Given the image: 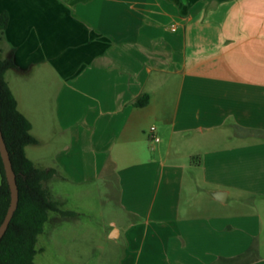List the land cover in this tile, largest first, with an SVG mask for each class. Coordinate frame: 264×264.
<instances>
[{
  "label": "crops",
  "instance_id": "1",
  "mask_svg": "<svg viewBox=\"0 0 264 264\" xmlns=\"http://www.w3.org/2000/svg\"><path fill=\"white\" fill-rule=\"evenodd\" d=\"M2 13L25 154L53 172L46 248H90L77 264H264V0H0Z\"/></svg>",
  "mask_w": 264,
  "mask_h": 264
},
{
  "label": "trees",
  "instance_id": "2",
  "mask_svg": "<svg viewBox=\"0 0 264 264\" xmlns=\"http://www.w3.org/2000/svg\"><path fill=\"white\" fill-rule=\"evenodd\" d=\"M6 14H0V37L7 27ZM14 68L12 55L0 57V130L9 154L18 189V204L6 232L0 240V264H34L38 236L43 231L49 211L55 210L45 188L52 171H41L26 157L25 147L35 141L30 124L17 110L16 101L4 79ZM149 100L144 94L134 103L144 107ZM0 224L10 204V191L0 159Z\"/></svg>",
  "mask_w": 264,
  "mask_h": 264
},
{
  "label": "water",
  "instance_id": "3",
  "mask_svg": "<svg viewBox=\"0 0 264 264\" xmlns=\"http://www.w3.org/2000/svg\"><path fill=\"white\" fill-rule=\"evenodd\" d=\"M0 159L3 165L5 179L8 184L9 191H10V204H9V207L7 209V212L5 214V217L2 223L0 224V240H1V238L3 237L4 233L6 232L8 228V225L13 217V214L18 204V189L16 185L15 174L12 169L9 154L6 149V145L4 143L1 130H0ZM215 196L216 198L219 199V196H223V194L218 193Z\"/></svg>",
  "mask_w": 264,
  "mask_h": 264
},
{
  "label": "rangeland",
  "instance_id": "4",
  "mask_svg": "<svg viewBox=\"0 0 264 264\" xmlns=\"http://www.w3.org/2000/svg\"><path fill=\"white\" fill-rule=\"evenodd\" d=\"M0 184H1V177H0ZM38 244H42L44 251L43 253L37 254L34 260L35 264H77L80 259L87 256L85 253L90 251V248L88 250L85 248L84 245H76L72 251L71 258L73 256L74 261H70L68 257L59 255L53 248H46V240L41 238V236L38 237ZM69 260V261H68Z\"/></svg>",
  "mask_w": 264,
  "mask_h": 264
},
{
  "label": "built area",
  "instance_id": "5",
  "mask_svg": "<svg viewBox=\"0 0 264 264\" xmlns=\"http://www.w3.org/2000/svg\"><path fill=\"white\" fill-rule=\"evenodd\" d=\"M154 131V128L152 127L151 129H150V132H153ZM158 138L157 137H152L151 139H150V141L151 142H158Z\"/></svg>",
  "mask_w": 264,
  "mask_h": 264
}]
</instances>
